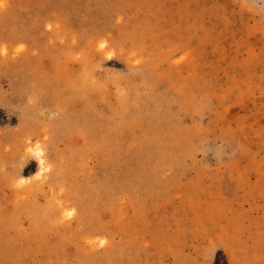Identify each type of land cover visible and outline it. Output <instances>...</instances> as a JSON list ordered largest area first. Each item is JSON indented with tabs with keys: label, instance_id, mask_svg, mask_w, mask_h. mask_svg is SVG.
<instances>
[{
	"label": "rangeland",
	"instance_id": "374dc122",
	"mask_svg": "<svg viewBox=\"0 0 264 264\" xmlns=\"http://www.w3.org/2000/svg\"><path fill=\"white\" fill-rule=\"evenodd\" d=\"M216 260L264 264V0H0V264Z\"/></svg>",
	"mask_w": 264,
	"mask_h": 264
},
{
	"label": "trees",
	"instance_id": "16d2710c",
	"mask_svg": "<svg viewBox=\"0 0 264 264\" xmlns=\"http://www.w3.org/2000/svg\"><path fill=\"white\" fill-rule=\"evenodd\" d=\"M214 264H218V260H216ZM222 264H227V263L224 261Z\"/></svg>",
	"mask_w": 264,
	"mask_h": 264
},
{
	"label": "bare ground",
	"instance_id": "6f19581e",
	"mask_svg": "<svg viewBox=\"0 0 264 264\" xmlns=\"http://www.w3.org/2000/svg\"><path fill=\"white\" fill-rule=\"evenodd\" d=\"M40 161V160H39Z\"/></svg>",
	"mask_w": 264,
	"mask_h": 264
}]
</instances>
